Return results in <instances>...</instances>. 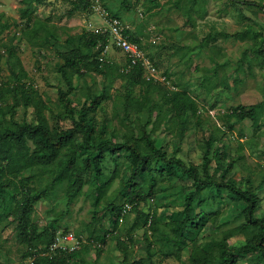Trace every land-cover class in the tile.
Masks as SVG:
<instances>
[{
    "label": "rangeland",
    "instance_id": "rangeland-1",
    "mask_svg": "<svg viewBox=\"0 0 264 264\" xmlns=\"http://www.w3.org/2000/svg\"><path fill=\"white\" fill-rule=\"evenodd\" d=\"M94 5L89 11L70 15L69 0L34 4L30 9V15L36 20L32 27L27 26V17L22 16L26 6L24 0H1L2 21L10 23L11 27L0 33V79L15 80L16 58L7 50L10 46L15 47L49 106L45 112L51 125L72 126L73 120L64 116L66 111L59 99L58 86L65 89L68 86L60 70L64 62L62 52L78 44L79 35L85 29L105 31L109 24L107 13L120 16L129 24L134 36L141 39L143 50L158 63L160 71L169 73L171 81L198 99L199 113L188 116L185 124L172 121V113L161 110L162 91L156 88L150 94L151 104L155 105L153 111L149 106L144 110L131 106L127 110V94L143 98L146 85L143 87L141 83H130L123 78L112 81L92 67L83 66V74H73L76 90L71 97L76 106L75 116L85 103H90L107 87L110 97L103 100L99 108L88 112V118H95L97 133L104 129L108 137L121 140L126 132L132 134L136 128L139 131L140 125L151 118L148 129L153 131L158 146L170 155L179 148L178 155L188 165L197 167L204 178L210 173L221 179L228 162L235 158V169L227 178L236 180L241 187L258 190L261 201L256 215L263 216L264 103L259 105L257 122L239 120L230 112L239 104L250 106L264 101V52L259 50L264 44V0H94ZM245 30L244 37L221 34L216 37L218 31L230 34ZM209 34V42L202 44ZM108 47L107 59L123 70L127 55L113 44L112 39ZM6 98L9 103L14 102L12 94ZM16 118L36 121L33 108H26L23 104L19 106ZM79 136L80 142H84L82 133ZM211 136L218 138L215 148H222L223 157L212 152L213 159L205 167L206 140ZM143 146L147 147L146 144ZM108 156L104 164L105 185L101 197L96 192V185L86 183L72 203L63 189L58 197H44L37 201L32 215L42 229L56 224L58 230L78 231L87 230L91 224L101 237L118 230L109 236L100 254L94 245L87 249L86 258L92 263L122 264L124 254L117 240L120 236L133 250L131 259L144 257L152 264H188L191 263L193 240L199 256L206 252V248L218 255L217 240L225 236V231L246 223L242 211L246 202L237 200L228 190L220 193L223 198H214L206 190L210 219L202 230V226L192 229L189 235L192 242L182 249L174 247L168 240L164 226L147 235L144 234L147 227L140 224L133 227V211L115 226L109 203L114 200L121 205L125 201L121 188L124 177L130 175L129 161L126 157L119 159L121 173L109 183L117 165L110 153ZM29 174L30 170L25 171L26 176ZM22 176L23 173H19L15 179L17 186L22 183ZM137 180L142 184L140 178ZM191 188L194 184L187 175L159 178L156 192L144 208L158 209L163 221L181 218L185 194ZM18 192L19 187L12 183L0 190V264H46L39 258L36 260L35 256L24 255L27 245L19 239L14 220ZM252 235V230L237 232L227 238V242L233 246ZM257 257L241 258L238 264H264V259L258 260Z\"/></svg>",
    "mask_w": 264,
    "mask_h": 264
},
{
    "label": "trees",
    "instance_id": "trees-1",
    "mask_svg": "<svg viewBox=\"0 0 264 264\" xmlns=\"http://www.w3.org/2000/svg\"><path fill=\"white\" fill-rule=\"evenodd\" d=\"M24 1L26 6L22 10V16L27 17V26H32L36 20L35 17L30 15L31 7L34 4H43L47 0ZM69 1L71 2L70 15L80 11H89L95 6L94 0ZM231 1L240 2L242 0ZM108 17L109 19L118 17L123 20L120 16L110 12ZM10 27V23L2 21L0 14V33ZM246 33V30L230 34L218 31L216 37L219 34L244 37ZM126 34L143 48L141 39L134 36L130 28L126 30ZM210 38L211 34L205 36L202 44L209 42ZM110 40L111 33L109 31H89L85 29L79 35V43L75 44L71 50L62 52L64 62L60 70L68 86L67 89L58 86L59 99L66 111L64 116L73 120L72 126L66 128L51 125L45 112L46 109H49V106L36 87L35 81L31 79L29 71L24 67L22 59L17 55L16 48L10 46L7 49L10 56L16 58L15 64L18 70L13 71L14 81L0 79V190L5 189L10 183L14 184L15 187H19L14 220L17 224L19 239L27 245L24 255L35 256L36 260L39 258L46 264H99L97 261L92 263L86 258L87 249L94 245L98 254H100L106 240L118 230L105 233L101 237L98 235L97 229L92 228V225L89 224L87 230H74L78 234L88 235L87 243L75 252H59L54 257H49L42 255L41 252L54 240L58 226L56 224L48 225L42 229L33 220L32 215L37 201L44 197H58L63 189L67 192V197L71 203L82 192L86 183L96 185V192L101 197L105 185L103 182L104 164L108 160V153H110L117 166L109 179V183L121 173L120 167H118L120 158L126 157L128 159L127 169L130 172L128 178L124 177L121 188L125 198L124 203L119 205L114 200L109 203L115 226H118L124 206L126 203H130L132 204L130 212L135 213L133 227L138 224L147 227L144 232L147 235L148 233L153 234V232L160 231L161 227L164 226L168 240L174 247L182 249L192 242L189 236L192 229H198L202 226V230L210 219V212L207 209L210 204L206 202V190L209 192L207 194L212 195L214 198H223L220 193L228 190L237 200L246 202V206L242 210L246 223L225 231V236L221 240L216 239L220 252L218 255H215L210 248H206V252L199 256V251L195 249L196 241L193 240L191 263L188 264H238L241 258H254L255 256H258V260L264 259V215H256L260 207L261 197L257 189L252 190L241 187L236 180L227 178L228 174L235 169V158L228 162L221 179L215 178L210 173H207L204 178L197 167L188 165L178 155L179 148L173 155H170L161 146H158L153 131L148 129L151 118L140 125L139 131L136 128L132 134L126 132L121 140L108 137L104 129L97 133L95 118H88V112L99 108L102 101L110 97L107 87L100 95L95 96L90 103H85L80 108L78 116H75L76 106L71 97V93L76 90L73 74H83V66L92 67L112 81L123 78L130 83H141L143 87L146 85L143 98H137L134 94H127L125 101L127 110L131 106H137L138 110H144L149 106L150 111H153L155 105L151 104L153 100L150 94L156 88L162 91L161 110L170 111L173 115L172 119H174L172 121H181L185 124V119L188 116H197L199 113L198 99L189 90L180 89L177 82L171 81L172 84L177 86L172 88L165 82L147 80L143 59L134 63L127 56L123 70L116 66L115 62L109 61L104 51ZM84 48L90 52H86ZM259 50L264 52V44ZM146 56L152 58L147 53ZM151 60L159 67L153 58ZM166 75L171 79L169 73H166ZM9 94L13 95V103L7 101L6 97ZM263 103L264 101L250 106L239 104L230 113L236 115L239 120L250 119L257 122L258 108L260 109ZM21 104L26 108H33L36 121L27 119L21 121L16 118ZM8 113H10L9 117H7ZM81 133L84 142H80L79 135ZM216 141H218V138L212 136L206 140L205 167L209 166L213 159L212 152L219 157H223L222 148H215ZM143 144H146L147 147L145 148ZM27 170H30L28 176L25 175ZM19 173H23L22 183L17 186L15 179H17ZM184 175H187L193 181L194 188H191L185 194V206L181 218L163 221L162 218H159L158 209L146 210L144 208V205L155 194L159 178L169 179L172 176L178 178ZM137 178L141 179L142 184ZM31 182H34L33 185L30 184ZM214 192L216 196H214ZM64 230L68 231L70 229L66 228ZM250 230L253 231V235L248 237L245 242L233 246L228 244L227 238L230 236L235 235L237 232L246 233ZM130 238L133 240L134 236L131 235ZM117 240L124 254L122 264H152L146 261L144 257L131 259L130 255L133 250H130L129 242L122 240L120 236H117Z\"/></svg>",
    "mask_w": 264,
    "mask_h": 264
},
{
    "label": "built area",
    "instance_id": "built-area-1",
    "mask_svg": "<svg viewBox=\"0 0 264 264\" xmlns=\"http://www.w3.org/2000/svg\"><path fill=\"white\" fill-rule=\"evenodd\" d=\"M109 15V13H107ZM129 29V24L124 22L118 17H112L109 19V24L105 31L111 33V39L113 44L120 48L130 59L136 63L138 60L143 59L145 65V77L147 80H157L165 82L172 88L177 86L172 84L171 80L166 74L160 71V68L148 57L145 51L138 42H134L126 34V30ZM109 47L105 49V53ZM104 58L102 57V60ZM132 209V204L126 203L123 209V213L120 216V221H124L125 215ZM88 242V235L78 234L74 230L65 231L60 229L57 231L54 240L41 252L44 256L54 257L59 252H75L83 244Z\"/></svg>",
    "mask_w": 264,
    "mask_h": 264
},
{
    "label": "crops",
    "instance_id": "crops-1",
    "mask_svg": "<svg viewBox=\"0 0 264 264\" xmlns=\"http://www.w3.org/2000/svg\"><path fill=\"white\" fill-rule=\"evenodd\" d=\"M100 264V263H99Z\"/></svg>",
    "mask_w": 264,
    "mask_h": 264
}]
</instances>
